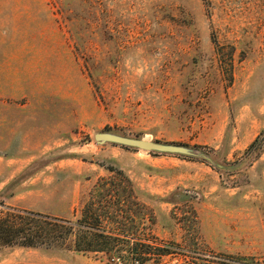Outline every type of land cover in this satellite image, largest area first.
Wrapping results in <instances>:
<instances>
[{
    "label": "rangeland",
    "instance_id": "374dc122",
    "mask_svg": "<svg viewBox=\"0 0 264 264\" xmlns=\"http://www.w3.org/2000/svg\"><path fill=\"white\" fill-rule=\"evenodd\" d=\"M108 169L134 190L113 209ZM0 202L73 224L95 203L161 249L135 264H264V0H0ZM73 242L0 264H134Z\"/></svg>",
    "mask_w": 264,
    "mask_h": 264
},
{
    "label": "trees",
    "instance_id": "16d2710c",
    "mask_svg": "<svg viewBox=\"0 0 264 264\" xmlns=\"http://www.w3.org/2000/svg\"><path fill=\"white\" fill-rule=\"evenodd\" d=\"M108 171L121 178L118 180L113 177L109 180L100 181L103 188L107 189V187H112V192L117 195L109 203V205L112 204L110 208L113 209L120 207L123 184L131 187L133 193L134 190L132 182L128 178L125 179L121 172H116L111 169H108ZM109 188L107 193L111 192ZM103 196L105 195L103 194ZM129 202L132 205H137L134 194L129 199ZM1 206L4 205L0 202ZM95 206V203H91L88 207V211L95 209L90 222L88 218H82L76 224L67 220L44 217L30 212H16L14 214H8L4 218L0 217V246H20L28 248L51 247L62 245L70 236H73L74 248L77 251L110 255L116 249L113 256L125 261H131L134 264L139 262L137 259L150 253L139 250L138 247L161 251L160 248L151 245L139 244L133 238L106 232L107 230L104 228L105 224L110 220L117 221L116 217L111 216L109 212H105L102 217L97 213L98 210ZM88 211H86V214L89 213ZM131 243L133 244V248L128 247L127 251L129 254L121 256L122 254L119 252L122 248L120 250L117 247L123 244L129 246ZM159 254L161 256L164 255V253Z\"/></svg>",
    "mask_w": 264,
    "mask_h": 264
},
{
    "label": "water",
    "instance_id": "95a60500",
    "mask_svg": "<svg viewBox=\"0 0 264 264\" xmlns=\"http://www.w3.org/2000/svg\"><path fill=\"white\" fill-rule=\"evenodd\" d=\"M97 140L121 143V144L128 145V146H134L142 150H146V151L184 152L183 149H180L177 147L158 145L156 143H151V142L144 141V140L134 141V140H128V139H121V138L108 136V135H98Z\"/></svg>",
    "mask_w": 264,
    "mask_h": 264
},
{
    "label": "bare ground",
    "instance_id": "6f19581e",
    "mask_svg": "<svg viewBox=\"0 0 264 264\" xmlns=\"http://www.w3.org/2000/svg\"><path fill=\"white\" fill-rule=\"evenodd\" d=\"M144 141H146V140H144Z\"/></svg>",
    "mask_w": 264,
    "mask_h": 264
}]
</instances>
